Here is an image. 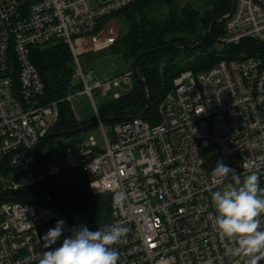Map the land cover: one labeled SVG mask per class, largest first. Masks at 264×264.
Masks as SVG:
<instances>
[{"label":"built area","instance_id":"1","mask_svg":"<svg viewBox=\"0 0 264 264\" xmlns=\"http://www.w3.org/2000/svg\"><path fill=\"white\" fill-rule=\"evenodd\" d=\"M133 1L0 0V157L26 173L17 178L0 174L4 189L44 179L41 172L35 173L36 151L59 119L58 101L38 103L45 86L31 61V49L53 39L68 44L74 78L82 83L75 91L89 97L100 121L95 95L119 98L122 93L116 89L132 86L133 71L110 78L86 73L79 56L95 49L81 51L78 40L99 37L101 32L94 33L99 20ZM224 23L216 41L223 48L244 39L264 42V0H236ZM74 93L62 99L73 110ZM98 125L101 145L89 134L78 153L68 145L64 154L66 164L87 176L93 194L111 193L108 224L129 229L123 242L113 246L118 264H245L244 257L228 253L229 243L220 239L210 218L215 214L212 193L231 181L213 177L215 167H207L205 154L213 148L218 161L235 169L242 180L256 172L264 188L261 57L222 58L208 70L181 72L159 103L155 123L137 115ZM59 169L52 166L45 171L57 178ZM119 192L127 198L122 207H115L113 199ZM58 220L65 222V230L53 247L74 229L59 207L1 202L0 264H39L47 251L40 227L56 225Z\"/></svg>","mask_w":264,"mask_h":264},{"label":"trees","instance_id":"2","mask_svg":"<svg viewBox=\"0 0 264 264\" xmlns=\"http://www.w3.org/2000/svg\"><path fill=\"white\" fill-rule=\"evenodd\" d=\"M232 3L233 0L206 1L204 9H200L190 3L182 5L179 0H135L99 20L94 33L101 31L111 20L119 23L120 35L109 50L123 56L130 64V68L136 61L139 76L144 78L151 90L152 103L144 114L145 119L152 123L157 121L159 103L172 87L173 79L185 70L194 72L208 70L222 58L259 56L264 60V42L252 39H244L237 45L225 47L226 50L222 53L209 51L193 55V49L184 48L194 44L197 37L202 40L207 35L212 21L231 11ZM224 25V22L215 25L202 48L208 49L217 45L216 41L223 33ZM171 43H178L180 46L149 52ZM143 52L146 53L140 56ZM30 58L38 68L45 86L38 103L59 102V119L51 131L78 128L96 119V117L88 120L77 119L71 104L67 100H62L82 87V83L74 78L73 55L67 43L53 39L44 45L35 46L30 51ZM14 65L16 68L15 60ZM146 103L147 86L134 79L128 92L121 94L119 98L102 102L97 109L101 117L137 116L145 109ZM40 161L42 167L46 169L43 150ZM24 172V168L11 167L6 158L0 163V174L6 177L17 178ZM35 173L40 174L36 163ZM50 181L54 186V196L49 202L38 205L59 207L74 228L85 225L90 231H95L109 223L111 193L93 194L89 190L88 179L84 173L78 176L67 194H63L56 177L50 176ZM79 183L83 184L81 186L84 189L75 193L76 185ZM15 195L30 200H45L49 195V185L45 179H41L31 186L13 190L4 189L0 181V203L7 200V197Z\"/></svg>","mask_w":264,"mask_h":264},{"label":"clouds","instance_id":"3","mask_svg":"<svg viewBox=\"0 0 264 264\" xmlns=\"http://www.w3.org/2000/svg\"><path fill=\"white\" fill-rule=\"evenodd\" d=\"M213 177L220 182L231 181L227 187L214 191L211 200L215 214L211 215L221 240L229 243L230 255L244 257L245 264H260L264 261V188L256 172L243 180L235 169L216 162ZM126 194L119 192L114 196L115 207H122ZM63 220H58L41 238L44 251L39 264H118L119 253L113 247L123 242L129 229L123 224H108L95 231L82 225L69 229L71 235L57 244L64 232Z\"/></svg>","mask_w":264,"mask_h":264},{"label":"rangeland","instance_id":"4","mask_svg":"<svg viewBox=\"0 0 264 264\" xmlns=\"http://www.w3.org/2000/svg\"><path fill=\"white\" fill-rule=\"evenodd\" d=\"M106 1V0H102ZM180 3L186 4L190 3L193 6L204 9L206 6V0H179ZM120 25L116 20H111L106 23L103 30L99 31V37H89L95 40V45L91 44V46H85V48L80 47L81 51L88 50L89 48L92 49H100L104 48L110 43L111 38L119 37L120 35ZM96 33V35H98ZM225 48V47H224ZM219 45H215L214 47L204 49H193V55H200L205 54L209 51H215L217 53L224 52V49ZM79 60L85 70L86 73H91L93 76L100 77V78H110L114 76L121 75L122 73L128 71L130 69V64L127 60L116 53L111 52L110 50H103L99 53L96 52H89L80 54ZM132 86H124L117 88L116 90L120 93H125L130 90ZM112 99V94L106 97H100L99 95H95V102L97 106L104 101ZM72 105L74 106V110L77 115H79L82 120L92 119L96 116L95 108L86 94L78 93L75 91L72 97ZM89 134H92L96 137L99 145L103 143V135L100 130V126L96 125L92 128L77 133V135L70 134L69 136H59L49 140L43 148V154L47 161V166H59V172L57 174V181L60 184L63 194H67L73 185L76 183L79 175H82V171L80 168H72L68 164H66V157L64 154V150L66 145L76 144L77 141L83 140ZM206 158H207V167H215L216 162L218 161V154L214 151L213 148L206 150ZM2 158L0 157V163ZM26 174L25 172L21 175ZM20 176V175H19ZM82 183L76 185L75 193L83 190L84 188L81 186ZM55 225L53 223L44 224L40 227V232L43 236L47 233V231L51 228H54ZM61 240L57 241L59 244ZM54 245V246H56Z\"/></svg>","mask_w":264,"mask_h":264},{"label":"water","instance_id":"5","mask_svg":"<svg viewBox=\"0 0 264 264\" xmlns=\"http://www.w3.org/2000/svg\"><path fill=\"white\" fill-rule=\"evenodd\" d=\"M235 4H236V0H233L232 8H231V11L228 13V15H224L220 19H215V20L212 21V23L210 25V28H209V30L207 32V35L202 40H199V37H197L194 40V44L187 45L184 48L185 49H199V48H202L205 45V43H206L208 37L210 36L213 28L215 27V25L218 22H224L227 19V17L229 15H231V13L234 10ZM176 45L180 46V44H178V43H171V44H167V45H165L163 47H160V48H154V49L150 50L149 52H155V51L160 50V49H167L169 47L176 46ZM145 53L146 52L141 53L140 56H143ZM131 69L133 71L134 79L136 81H138V82H142V83L146 84V86H147V103H146V107L138 115V116H144V114L149 110V108L151 106V103H152L151 90H150L149 86L147 85V82L144 80V78L139 76L137 68H136V61L133 62L132 66H131ZM134 117L135 116H131V115L130 116H109V117H101L100 121L103 122V123H107V122H113V121L130 120V119H132ZM100 121L96 118L95 120L87 123L86 125L80 126L78 128L66 129V130H57V131L53 130V131H50L48 134H46L45 137L41 140V142H40V144H39V146L37 148V151H36V165L39 168L40 172L44 175V179L46 180V182L49 185V195H48V197L45 200H30L28 198L15 195V196L7 197V200L29 202V203H33V204H44V203L49 202L54 196V186L52 185V183L50 181V177L48 176V174L46 173L45 169L41 165L40 157H41V153H42V150H43L44 146L46 145V143L49 140H51V139H53L55 137L65 136V135H70V134H75V133L86 131V130L90 129L93 126L98 125Z\"/></svg>","mask_w":264,"mask_h":264},{"label":"crops","instance_id":"6","mask_svg":"<svg viewBox=\"0 0 264 264\" xmlns=\"http://www.w3.org/2000/svg\"><path fill=\"white\" fill-rule=\"evenodd\" d=\"M106 25V24H105ZM113 39L114 38H111V40H110V43H108V45H110L111 44V42L113 41ZM91 44H96L95 43V40H93V39H91V38H89V37H85V38H81V39H79L78 40V45L80 46V47H82V48H85V46H91ZM107 45V46H108ZM103 50H109V47H106V48H102V49H99V50H91V51H89V52H96V53H99V52H101V51H103ZM89 52H87V53H89ZM86 53V54H87ZM76 113V112H75ZM79 116V115H78ZM96 117V116H95ZM79 120H82V118L79 116ZM87 137H85L84 139H86ZM83 139V140H84ZM82 140H80V141H77V143L76 144H73V145H70V144H68V145H70V146H73V148H74V151H75V153H78L79 152V144H80V142H81ZM68 145H66V146H68ZM44 155V154H43ZM44 158H45V156H44ZM45 162L47 163V161H46V159H45ZM48 167V166H47Z\"/></svg>","mask_w":264,"mask_h":264}]
</instances>
